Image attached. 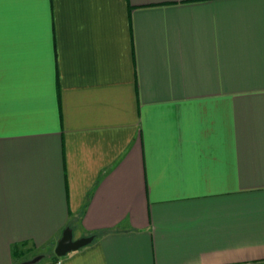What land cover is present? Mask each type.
<instances>
[{
	"label": "crops",
	"instance_id": "0c3cea01",
	"mask_svg": "<svg viewBox=\"0 0 264 264\" xmlns=\"http://www.w3.org/2000/svg\"><path fill=\"white\" fill-rule=\"evenodd\" d=\"M264 264V0H2L0 264Z\"/></svg>",
	"mask_w": 264,
	"mask_h": 264
},
{
	"label": "water",
	"instance_id": "95a60500",
	"mask_svg": "<svg viewBox=\"0 0 264 264\" xmlns=\"http://www.w3.org/2000/svg\"><path fill=\"white\" fill-rule=\"evenodd\" d=\"M92 239V235L80 236L77 238H72L71 230L69 227L65 226L59 237L55 240L54 246L52 248V253L56 257L63 256L64 254L73 251L79 247L86 245ZM40 254H35L30 258L18 261L15 264H32L40 259Z\"/></svg>",
	"mask_w": 264,
	"mask_h": 264
},
{
	"label": "rangeland",
	"instance_id": "374dc122",
	"mask_svg": "<svg viewBox=\"0 0 264 264\" xmlns=\"http://www.w3.org/2000/svg\"><path fill=\"white\" fill-rule=\"evenodd\" d=\"M38 254L41 255L40 259H38L36 262H34L32 264H43L45 261H47L46 259L50 255H52L53 253H52V249L50 248V246H46L45 248H43L42 250H40V252Z\"/></svg>",
	"mask_w": 264,
	"mask_h": 264
},
{
	"label": "trees",
	"instance_id": "16d2710c",
	"mask_svg": "<svg viewBox=\"0 0 264 264\" xmlns=\"http://www.w3.org/2000/svg\"><path fill=\"white\" fill-rule=\"evenodd\" d=\"M58 257H56L55 255L52 254L51 258H50V262H54L56 261Z\"/></svg>",
	"mask_w": 264,
	"mask_h": 264
},
{
	"label": "snow or ice",
	"instance_id": "6c2138e0",
	"mask_svg": "<svg viewBox=\"0 0 264 264\" xmlns=\"http://www.w3.org/2000/svg\"><path fill=\"white\" fill-rule=\"evenodd\" d=\"M0 3H2V0H0Z\"/></svg>",
	"mask_w": 264,
	"mask_h": 264
}]
</instances>
